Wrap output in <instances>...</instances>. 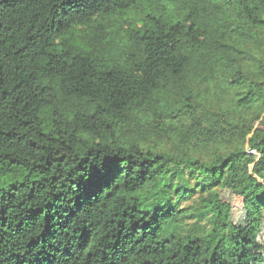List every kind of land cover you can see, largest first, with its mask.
I'll return each instance as SVG.
<instances>
[{"label":"trees","instance_id":"1","mask_svg":"<svg viewBox=\"0 0 264 264\" xmlns=\"http://www.w3.org/2000/svg\"><path fill=\"white\" fill-rule=\"evenodd\" d=\"M263 116L264 0H0V264H258Z\"/></svg>","mask_w":264,"mask_h":264},{"label":"rangeland","instance_id":"2","mask_svg":"<svg viewBox=\"0 0 264 264\" xmlns=\"http://www.w3.org/2000/svg\"><path fill=\"white\" fill-rule=\"evenodd\" d=\"M254 129L264 131V116L255 123ZM258 193L262 194L263 190L259 189ZM221 199L226 220L244 229L256 228L258 239L253 250L259 261L258 264H264V206L254 208L226 190L221 192Z\"/></svg>","mask_w":264,"mask_h":264}]
</instances>
